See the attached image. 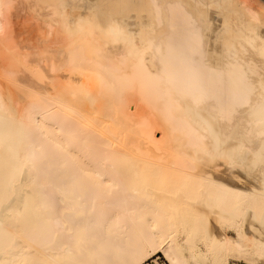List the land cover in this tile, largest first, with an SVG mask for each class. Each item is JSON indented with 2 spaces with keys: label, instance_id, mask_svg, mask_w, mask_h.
I'll list each match as a JSON object with an SVG mask.
<instances>
[{
  "label": "bare ground",
  "instance_id": "bare-ground-1",
  "mask_svg": "<svg viewBox=\"0 0 264 264\" xmlns=\"http://www.w3.org/2000/svg\"><path fill=\"white\" fill-rule=\"evenodd\" d=\"M0 46V264H264V0H0Z\"/></svg>",
  "mask_w": 264,
  "mask_h": 264
},
{
  "label": "rangeland",
  "instance_id": "rangeland-1",
  "mask_svg": "<svg viewBox=\"0 0 264 264\" xmlns=\"http://www.w3.org/2000/svg\"><path fill=\"white\" fill-rule=\"evenodd\" d=\"M20 25V24H19ZM6 50L2 49V47L0 46V74L2 73V75H0V77H2L4 74V71L7 72L6 70H11L12 66H10L12 62V59L9 60V57L12 58L11 56H7L6 55ZM5 52V53H4ZM10 55V54H9ZM9 65V66H8ZM9 67V68H8ZM146 264H168L165 259L163 258V256L161 254H158L156 255L155 257H153L152 259H150ZM230 264H247L243 261H237V260H234V261H231Z\"/></svg>",
  "mask_w": 264,
  "mask_h": 264
}]
</instances>
